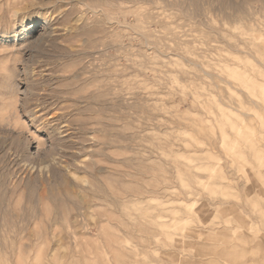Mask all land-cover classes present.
Masks as SVG:
<instances>
[{
    "label": "rangeland",
    "instance_id": "374dc122",
    "mask_svg": "<svg viewBox=\"0 0 264 264\" xmlns=\"http://www.w3.org/2000/svg\"><path fill=\"white\" fill-rule=\"evenodd\" d=\"M0 264H264V0H0Z\"/></svg>",
    "mask_w": 264,
    "mask_h": 264
},
{
    "label": "bare ground",
    "instance_id": "6f19581e",
    "mask_svg": "<svg viewBox=\"0 0 264 264\" xmlns=\"http://www.w3.org/2000/svg\"><path fill=\"white\" fill-rule=\"evenodd\" d=\"M45 138V137H44Z\"/></svg>",
    "mask_w": 264,
    "mask_h": 264
}]
</instances>
